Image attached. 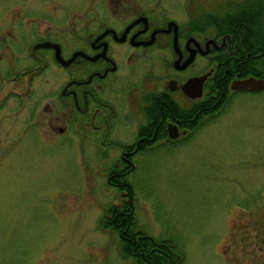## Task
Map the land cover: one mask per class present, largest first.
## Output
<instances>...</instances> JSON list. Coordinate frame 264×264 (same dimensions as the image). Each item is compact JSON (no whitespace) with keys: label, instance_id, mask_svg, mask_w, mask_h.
<instances>
[{"label":"rangeland","instance_id":"rangeland-1","mask_svg":"<svg viewBox=\"0 0 264 264\" xmlns=\"http://www.w3.org/2000/svg\"><path fill=\"white\" fill-rule=\"evenodd\" d=\"M16 4L0 0L1 34L10 27L2 16ZM34 14L49 20L35 9L12 16L22 23ZM136 66L131 90L118 96L119 108L129 109L124 96L138 95L157 80V64ZM61 75L47 69L31 96L25 82L1 92L0 264H131L116 232L97 228L109 206L127 199L106 178L111 167H119L120 151H104L95 135L69 130L51 138L46 131L41 109ZM34 104L41 130L26 124ZM139 122L134 112L117 127V138L132 141ZM131 163L125 179L136 224L165 240L177 264H264V89L230 95L191 134L136 153Z\"/></svg>","mask_w":264,"mask_h":264},{"label":"flooded vegetation","instance_id":"flooded-vegetation-1","mask_svg":"<svg viewBox=\"0 0 264 264\" xmlns=\"http://www.w3.org/2000/svg\"><path fill=\"white\" fill-rule=\"evenodd\" d=\"M23 9L47 12L49 20L34 14L17 22L12 13ZM9 12L1 22L17 30L0 33V109L6 85L25 82L31 96L38 76L50 68L60 71L62 82L47 94L41 109L47 133L51 138L69 130L95 135L104 151H120L119 166L128 165L127 173L136 153L196 130L198 99L206 92L226 86L229 97L242 91L230 90V82L255 77L242 72L260 64H253V57L261 54L264 0H17ZM55 51L62 60L73 58L64 64ZM197 58L203 63L200 70ZM137 63L157 64V80L141 75L152 85L131 98L124 96L130 108H119V94L131 90L139 73ZM201 75V95L187 96L185 83ZM36 111L34 104L26 124L38 127ZM134 112L140 117L134 139L119 140L117 127L125 126Z\"/></svg>","mask_w":264,"mask_h":264},{"label":"trees","instance_id":"trees-1","mask_svg":"<svg viewBox=\"0 0 264 264\" xmlns=\"http://www.w3.org/2000/svg\"><path fill=\"white\" fill-rule=\"evenodd\" d=\"M262 36L260 39V56L253 57L254 61H259V68H248L242 72V76L253 75L264 78V19L261 23ZM221 92V97L218 95ZM227 87L216 89L215 92H207L205 96L198 99V124L199 120L218 111L228 98ZM216 95L215 99H207L209 95ZM183 112L179 115L182 116ZM188 128H193L194 124L187 123ZM128 165L122 164L119 167H111L106 173V178L110 180V185L119 191H125L127 199L119 205H111L107 208L106 214L97 221V228L100 231L112 230L116 232L122 254L131 258V264H177L180 259L177 258L175 250L170 247L165 240H157L149 237L136 224L133 214L132 194L129 185L126 182ZM182 258V256H181Z\"/></svg>","mask_w":264,"mask_h":264},{"label":"water","instance_id":"water-1","mask_svg":"<svg viewBox=\"0 0 264 264\" xmlns=\"http://www.w3.org/2000/svg\"><path fill=\"white\" fill-rule=\"evenodd\" d=\"M55 58L59 59L62 63H69L73 56L68 60H62L57 51H55ZM92 59V58H90ZM186 60L184 63H186ZM205 75H201L195 78H192L185 83L184 93L189 97H199L201 95V83L204 80ZM264 88V79L263 78H255L252 76H248L242 79H234L230 82L229 89L230 90H250L257 91ZM194 90V93L191 91Z\"/></svg>","mask_w":264,"mask_h":264}]
</instances>
